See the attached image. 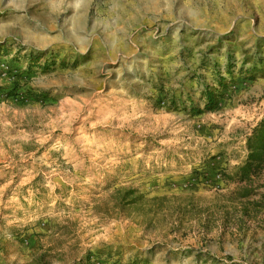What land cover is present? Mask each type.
<instances>
[{
	"label": "rangeland",
	"instance_id": "1",
	"mask_svg": "<svg viewBox=\"0 0 264 264\" xmlns=\"http://www.w3.org/2000/svg\"><path fill=\"white\" fill-rule=\"evenodd\" d=\"M262 120L264 0H0V264H264Z\"/></svg>",
	"mask_w": 264,
	"mask_h": 264
},
{
	"label": "trees",
	"instance_id": "2",
	"mask_svg": "<svg viewBox=\"0 0 264 264\" xmlns=\"http://www.w3.org/2000/svg\"><path fill=\"white\" fill-rule=\"evenodd\" d=\"M248 148L250 150L249 161L245 162L239 168L241 179H248L251 174L260 168V163H258L260 160L259 157L264 154V120L258 124L254 133L248 137Z\"/></svg>",
	"mask_w": 264,
	"mask_h": 264
}]
</instances>
